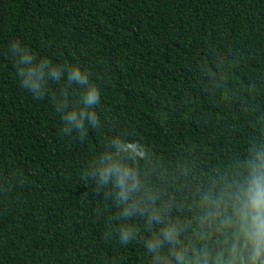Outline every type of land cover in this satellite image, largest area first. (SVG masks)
I'll return each mask as SVG.
<instances>
[{"label": "trees", "instance_id": "trees-1", "mask_svg": "<svg viewBox=\"0 0 264 264\" xmlns=\"http://www.w3.org/2000/svg\"><path fill=\"white\" fill-rule=\"evenodd\" d=\"M16 41L90 72L101 124L83 141L63 134L55 103L67 96L70 110L86 86L64 75L35 98ZM118 136L144 143L135 166L157 205L188 222L180 239L217 251L214 229L194 234L202 196L264 144V0H0V264H153L144 244L159 226L119 216L115 191L87 175ZM121 223L140 230L129 245Z\"/></svg>", "mask_w": 264, "mask_h": 264}, {"label": "clouds", "instance_id": "clouds-1", "mask_svg": "<svg viewBox=\"0 0 264 264\" xmlns=\"http://www.w3.org/2000/svg\"><path fill=\"white\" fill-rule=\"evenodd\" d=\"M16 57V69L21 86L35 98L42 99L51 91L48 81L60 82L66 75L68 85L86 86L80 104L70 110L67 96L56 99L57 112L62 113L63 134L79 133L83 141L89 128L97 129L100 118L94 110L100 104V88L90 81V72L80 66L53 65L49 59L36 60L19 41L12 44ZM66 91V90H65ZM87 122V126H86ZM114 152L106 151L95 157L87 175L97 187L110 186L115 191L117 204L122 206L119 216L130 219L136 215L147 216L149 228L159 226L146 237L144 249L151 255L153 264H264V144L255 143L248 150L247 158L237 164L236 174L225 179L213 192L203 194L200 207L203 214L198 218L200 230L194 232L201 241L208 240L212 232L204 231L205 225L220 234L219 248L213 251L206 244L197 249L185 244L181 232L188 227L178 218L169 215L170 205H157L159 193L149 188L141 172L135 166L138 159L146 158L144 143L124 139L121 136L110 141ZM120 241L129 245L140 233L135 223H121ZM169 244L167 256L161 255L162 245Z\"/></svg>", "mask_w": 264, "mask_h": 264}]
</instances>
